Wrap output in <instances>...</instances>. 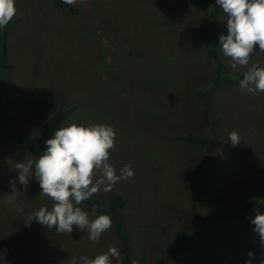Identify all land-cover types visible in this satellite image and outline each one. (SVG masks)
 Masks as SVG:
<instances>
[{"label": "rangeland", "instance_id": "rangeland-1", "mask_svg": "<svg viewBox=\"0 0 264 264\" xmlns=\"http://www.w3.org/2000/svg\"><path fill=\"white\" fill-rule=\"evenodd\" d=\"M73 3L82 9L81 18L56 9L51 0H14L16 22L7 55L13 68L6 103L20 130L29 134L63 100L71 110L61 127L72 123L113 127L109 163L117 174L131 165L134 174L109 191L101 185L92 196L102 203L120 202L131 236L132 264L152 263L176 234L198 227L192 213L195 200L199 210L212 212L241 199L264 197V91H243L240 80L212 88L216 141L202 192L195 164L208 147L177 138L187 132L207 134L195 95L214 72L206 52L207 3ZM226 20L220 9L219 35L227 34ZM254 52L247 65L235 69L221 52L224 74L245 73L253 65L264 68V50L254 45ZM7 131L0 119V264H72L73 259L93 258L109 248L119 253L112 223L91 241L86 229L73 226L71 233H58L55 226L49 229L35 218L30 221L41 207L50 209L53 201L41 194L34 176L27 185L19 184L17 164L29 160L34 164L38 157L8 138ZM232 131L239 134L235 146L228 141ZM78 206L90 220L99 215L89 205ZM255 215L256 211L246 219L232 215L205 230L169 264H245L248 259L261 264L264 246L250 223ZM249 251L254 253L251 258ZM110 259L119 264V255Z\"/></svg>", "mask_w": 264, "mask_h": 264}, {"label": "clouds", "instance_id": "clouds-1", "mask_svg": "<svg viewBox=\"0 0 264 264\" xmlns=\"http://www.w3.org/2000/svg\"><path fill=\"white\" fill-rule=\"evenodd\" d=\"M64 2L70 4L73 0ZM215 4L227 14V34L218 37L222 54L230 58L229 65L233 69L247 65L255 53L254 45L264 50V0H215ZM14 13V0H0V27L6 25ZM239 87L247 92L264 91V68L256 65L249 68L239 81ZM115 135L111 125L72 123L54 131L53 136L44 142L43 154L34 164L30 160L17 164L19 184L27 185L34 176L41 194L53 201L50 209L41 207L30 221L35 218L49 229L55 226L58 233H71L73 226L86 229L91 241L98 240L111 227L110 216L100 214L90 220L78 205L88 200L101 185L104 191H109L118 181L133 176L131 165H124L117 174L109 163V150L114 148ZM228 141L237 145L240 143L239 134L230 132ZM250 223L264 246V212L256 209ZM118 255L116 248H109L93 258L81 257L79 262L73 259L72 264H111L110 257ZM253 255L249 251L248 256ZM245 264L253 262L248 259Z\"/></svg>", "mask_w": 264, "mask_h": 264}, {"label": "trees", "instance_id": "trees-1", "mask_svg": "<svg viewBox=\"0 0 264 264\" xmlns=\"http://www.w3.org/2000/svg\"><path fill=\"white\" fill-rule=\"evenodd\" d=\"M55 8L69 12L77 18H81L83 11L80 7L72 3H65L64 0H51ZM207 3L206 23L204 29L210 40L206 48L208 57L214 65L212 80L206 86H200L196 89L195 95L200 104V113L205 123L207 134L197 135L194 132L177 134V138L194 145H206L208 147L205 157L195 164V175L197 186L202 192L206 187V175L211 164L213 147L216 138L212 132L211 110L209 94L213 87L224 85L230 82L241 80L246 73L224 74V61L220 51L218 40V18L220 8L215 4V0H202ZM16 20L11 18L9 22L0 29V119L8 126L7 136L16 142L24 144L30 153L39 157L45 149V141L50 138L57 128H60L70 113V106L63 100L57 111L50 114L39 125L34 134L21 131L17 117L9 110L5 90L8 86L12 63L7 60L9 48V36ZM200 194V193H199ZM92 207L96 213L107 214L111 218L115 234L118 236L119 245V264H132V242L128 229L125 227V220L122 214L120 202L116 199L109 200L108 203H102L96 197L91 196L88 200L82 201ZM264 208V197L245 198L234 202L232 205L212 211L203 212L199 210V203L195 200L192 206V213L199 221L198 227L194 230L184 231L176 234L170 244L163 248L152 263L137 264H169L175 257L187 252L192 242L205 230L214 228L218 223L227 220L230 216L236 215L242 219L249 217L256 209Z\"/></svg>", "mask_w": 264, "mask_h": 264}]
</instances>
